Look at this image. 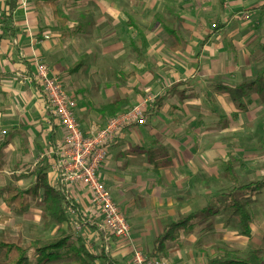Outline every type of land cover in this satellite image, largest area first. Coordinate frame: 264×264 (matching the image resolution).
I'll return each instance as SVG.
<instances>
[{
    "label": "rangeland",
    "instance_id": "1",
    "mask_svg": "<svg viewBox=\"0 0 264 264\" xmlns=\"http://www.w3.org/2000/svg\"><path fill=\"white\" fill-rule=\"evenodd\" d=\"M263 5L264 0H57L54 17L46 0H18L14 19L27 23L37 41L48 36L49 43L62 49L40 60L56 72L77 102V117L85 129L89 124L102 128L108 121L105 108L118 100L127 103L118 115L147 101V126L135 130L145 135L154 125L155 136L150 132L148 137H153L150 156L167 163L161 175L155 178L150 163L144 164L150 162L149 156L139 157L142 163L135 164L139 181L149 183L146 189H118L99 170L129 224L132 243L145 255L168 223L186 215L181 212L203 207L223 211L226 195L235 186L224 176L223 161L232 160L239 184L264 179ZM1 12L0 8V37L7 41L10 25L3 23ZM208 35L212 38L205 47L202 42ZM203 48L210 54L204 61L209 70L212 55L219 58L209 82L192 56ZM0 61L2 70L11 67L6 52L0 51ZM79 63L81 68L71 72ZM211 82L231 89L220 92ZM4 171L0 187L8 183L6 156ZM29 180L23 179L22 187H28ZM244 199L253 217L250 240L239 235L224 212L198 215L192 230L165 246L162 263L203 264L209 257L239 258L251 250L258 251L264 262V187L258 194H244ZM41 211L32 203L16 216L0 206V233L21 235L25 244L45 243L64 234L69 236L71 253L86 245L97 256L104 245L117 264H128V243L91 229L93 215L82 212L85 224L78 230V222L49 225ZM33 254L31 260L39 264ZM64 263L66 258L51 264Z\"/></svg>",
    "mask_w": 264,
    "mask_h": 264
},
{
    "label": "crops",
    "instance_id": "2",
    "mask_svg": "<svg viewBox=\"0 0 264 264\" xmlns=\"http://www.w3.org/2000/svg\"><path fill=\"white\" fill-rule=\"evenodd\" d=\"M0 8L1 14L4 9V0H0ZM19 9L18 2L17 8L13 12L12 20L7 25H10L8 29L10 34L9 37L6 38L3 36L0 37V51L3 53L6 52L8 63H10L11 67L6 70H2V63L0 61V138H5L7 141L6 146L3 148L2 152V163L3 170L0 172V175L4 174V156L7 157V182L14 183L17 186L22 187L23 184L21 181L23 179H30L28 187L32 186L36 180V177L32 174V172L48 164L51 168L53 163V156L49 155L52 149L56 147L57 144L61 142L62 130L55 119H53L46 110V104L44 101V97L42 96V90L40 86L35 82V61L44 59L47 60L49 55L56 56L59 54L62 49L58 45L55 48V44L52 42L49 43V37L44 36V40L37 41L34 33L28 31L29 27L26 24L18 23L16 19H14L17 10ZM58 10V9H57ZM53 14V13H52ZM3 19V18H2ZM3 21V20H2ZM4 23V22H3ZM5 24V23H4ZM114 23L111 24V27ZM109 26L108 24L106 25ZM108 29V28H107ZM7 31V30H3ZM28 31V32H26ZM6 32H4L5 34ZM174 35L173 31L170 32ZM7 35V34H5ZM210 37L206 43L204 40ZM175 41L178 42V36L174 35ZM212 38L211 35H208L204 38L202 45L208 46L209 40ZM48 41V42H47ZM52 50V52H48ZM187 53V52H186ZM200 53V54H199ZM195 61V65L200 67L203 70V77L206 78V81L209 82L211 77L215 76L216 68L215 63L219 60L218 56L212 55L211 57V67L209 70V66H204V61L207 60L210 56L206 52V48L198 49L195 54L192 55ZM199 68V69H200ZM52 74L56 75V72L50 70ZM4 73L7 74V81L4 79ZM226 75V74H223ZM215 86V89L220 92H226L229 89V85L227 84H216L211 82ZM7 85V89L5 90L4 86ZM219 86L225 87L226 90L218 89ZM69 94V93H68ZM70 95V94H69ZM71 96V95H70ZM73 98V96H71ZM74 99V98H73ZM75 101V99H74ZM148 109V107H147ZM145 108V117L147 122V112ZM78 104L75 102V117L81 127L82 132L90 134L97 128L95 125H88L85 129L82 124H80L78 120ZM125 113V112H124ZM151 115V113H150ZM146 122L144 125H146ZM137 128V130H142L145 126ZM147 126V125H146ZM134 127V128H132ZM136 125L128 126L127 132L121 133L115 140L113 144H111L108 148V157L105 162L101 165L100 170L102 172L103 178L112 183V185L117 186L118 189L124 190H132V189H146L149 186L148 182L139 181L138 174L140 170L136 168L135 164H141L142 161L139 160V157H144V160L148 157L146 163L149 166H152V170L158 179L157 175H161V168L167 165V163L163 167H155L156 163H159V160H153L150 155L153 156L151 149L153 143V137L150 140L148 138L151 136L154 130V125L150 126V130L145 135H139V132L136 131ZM149 128V126H148ZM125 129V130H126ZM152 136H155L152 133ZM154 150V149H153ZM161 150V149H160ZM146 157V158H145ZM27 164H31V166L26 167ZM50 168L48 173V178L50 184L54 186L55 189H59L62 191V188L56 186V184L51 179ZM125 168H129L123 170ZM160 169V170H159ZM121 174H126L125 177L121 176ZM135 175V176H133ZM29 176L30 178L24 177ZM135 178V180H134ZM105 184V183H104ZM107 186V185H106ZM26 187V188H28ZM110 189V188H109ZM120 192V191H119ZM70 197L74 199L78 205L82 208V212H86L89 218L92 215V208L90 206L89 195L86 192V189L82 186H75L70 191ZM111 196L113 198V192L110 189ZM117 195V192H115ZM114 200V199H113ZM36 204V203H35ZM85 204L88 206L85 207ZM0 206H4L0 201ZM208 208V207H203ZM203 208L199 209L202 210ZM84 209V211H83ZM185 207H183L182 211H185ZM194 212L195 214L199 213ZM193 211H189L188 213L181 212L183 214L192 213ZM84 214V213H83ZM200 215V214H198ZM197 215V216H198ZM212 215V214H208ZM185 216H181L185 218ZM196 216V217H197ZM180 217V216H179ZM180 218V219H182ZM97 219V218H96ZM177 217H175V220ZM196 219V218H195ZM179 220V219H177ZM176 220V221H177ZM194 224V223H193ZM192 224V225H193ZM93 226L96 228L93 230H97V232L102 236L105 231L101 229L100 221L93 219ZM192 230V228H191ZM162 232V231H161ZM189 232V231H188ZM131 233V231H130ZM182 233V232H181ZM160 234V233H159ZM157 237V236H156ZM117 240H121L116 238ZM132 243V237H131ZM123 242L128 243L130 260L128 264H131V247L127 240H121ZM133 244V243H132ZM134 245V244H133ZM155 257L160 260H164L162 256L155 255ZM114 261V260H113ZM115 262V261H114ZM116 263V262H115ZM117 264V263H116Z\"/></svg>",
    "mask_w": 264,
    "mask_h": 264
},
{
    "label": "trees",
    "instance_id": "3",
    "mask_svg": "<svg viewBox=\"0 0 264 264\" xmlns=\"http://www.w3.org/2000/svg\"><path fill=\"white\" fill-rule=\"evenodd\" d=\"M17 2L18 0H4L2 20L5 24L12 20L13 12L17 8ZM56 4L57 0H46V5L50 8L54 17L58 16ZM260 9H264V5L261 6ZM209 38L210 37H207L204 43H206ZM81 66V63L75 65L71 69V72H76ZM256 82L258 83V81ZM250 83L248 84L252 86L257 84L255 82ZM245 87L246 83L239 86L241 90ZM252 88L253 87H251V89ZM218 89L226 90V88L222 86H219ZM125 105H127L126 102L118 100L107 106L105 110L108 114V121L115 118ZM6 144L7 141L5 138H0V172L3 170L2 152ZM165 164V162H159L155 164V167H163ZM222 165L224 167V176L229 181L235 183L234 188L226 195L227 200L223 211L215 208H203L199 210L197 214L192 212L185 216V218L168 223L162 232L155 238L152 252L146 255L148 259L154 258L155 255L163 256L165 246L177 241L181 232L190 231L198 214L218 215L220 212H224V214L236 225L239 235L245 240L251 239L253 217L248 203L244 199V194L260 193L261 189L264 187V179L261 181L239 184L234 172L232 160H225L222 162ZM49 168V165L45 164L35 169L32 174L36 177V180L34 184L28 188H21L14 183H7L3 187H0V201L6 209H9L16 216H21L30 208L32 203H37L42 207L41 218L44 222L54 227L62 225L70 226L72 223L74 224V222H78L80 226L85 224L78 203L71 197L66 198L61 190L55 189L54 186L50 184L48 178ZM69 210H71L73 214H71ZM94 220L96 219L94 218ZM90 228L95 229L96 227L92 225ZM104 235L109 236L107 233H104ZM68 242L69 236L62 234V236L45 243L35 240L25 244L21 235L0 233V264H34L30 257L31 251L34 252L33 255H37L39 264H51L53 262L62 261L63 258L68 260V263L64 264H96L98 260L103 261L104 264H116L108 256L104 245L100 249V254L96 256V254L90 252L88 248H86V245H83L77 250H72L71 253L70 250H68ZM61 250H64V252H61ZM203 264H264V262L258 251L251 250L248 251L245 256L239 258L231 257L229 254L209 257Z\"/></svg>",
    "mask_w": 264,
    "mask_h": 264
},
{
    "label": "built area",
    "instance_id": "4",
    "mask_svg": "<svg viewBox=\"0 0 264 264\" xmlns=\"http://www.w3.org/2000/svg\"><path fill=\"white\" fill-rule=\"evenodd\" d=\"M34 80L42 90L48 114L62 130L61 142L49 155L53 156L50 175L66 198L75 186H82L89 195L92 215L100 221L108 235L127 240L131 247V264H163L157 257L148 259L131 243L129 224L100 177V167L108 157V148L128 126L146 122V102L110 119L102 128L84 134L75 117V101L41 60H36ZM71 214L72 211L69 210ZM96 219V220H97ZM81 227L78 230H81Z\"/></svg>",
    "mask_w": 264,
    "mask_h": 264
}]
</instances>
